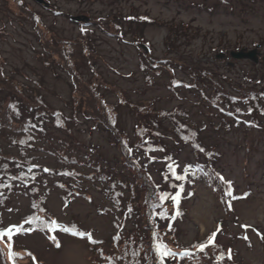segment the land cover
I'll return each mask as SVG.
<instances>
[{
    "label": "rangeland",
    "instance_id": "rangeland-1",
    "mask_svg": "<svg viewBox=\"0 0 264 264\" xmlns=\"http://www.w3.org/2000/svg\"><path fill=\"white\" fill-rule=\"evenodd\" d=\"M22 1L24 6L20 7L14 0H0V71L6 78L0 76V87L5 90L6 99L23 95L33 99L39 93L49 106L68 115L72 83L66 71L54 65L52 59L63 64L73 59L84 84L91 79L104 83L100 88L102 97L111 113L116 112L117 125L128 137H133V129L142 120L150 116L161 120L162 126L158 128L162 143L171 149L178 171L192 161L193 155L191 145L174 135L173 118L197 128L200 140L215 151L216 171L232 182L235 195L241 197L227 202L204 182L192 179L183 190L181 212L166 238L186 246L215 232L214 242L227 253L226 264H264V111L256 113L257 125L247 128L244 122L235 124L230 118L227 128L224 115L207 102L217 93L214 82L235 96H239L236 88L245 86L264 94V0H46L49 7L34 0ZM25 9L38 13L40 19H31ZM92 18H104L101 24L107 32L94 27L90 23ZM82 30L93 31L95 52L91 59L98 72L96 76H92L80 53L83 43L78 39ZM57 38L66 44L65 56L49 51L54 56L51 57L39 43ZM69 41L76 46L73 58L67 55ZM254 48L259 53L257 62L229 55L231 51ZM219 53H223L221 58L216 57ZM7 80L9 84L3 82ZM79 91L78 88L75 94L79 95ZM239 105L245 112V105ZM93 106H98V101ZM133 106L142 111L138 118ZM259 106H264V102ZM89 113L93 119L98 117L94 111ZM240 116L250 119L247 111ZM93 122L88 119L76 126L73 139L88 147L97 146L100 158L117 164L118 148L110 143L107 132L95 128ZM51 133L63 137L61 132ZM0 145L13 154L18 152L17 146L7 139L0 140ZM53 146L47 144L42 150L40 143L30 148L32 163L59 169L62 164L57 154L51 153ZM85 146L80 148L79 158L86 153ZM157 155L156 160H149L147 169L154 181L167 189L162 177L163 152ZM89 169L76 166L79 175L93 172ZM79 175L80 182L43 173L44 185L39 184L42 195L16 188L0 203V228L19 224L22 217L31 213L32 201L44 196L40 206L45 213L60 223L77 225L97 243L63 232L49 231L50 236H46L38 230H28L10 240L0 238V264H102V256L110 251L118 211L98 182ZM66 188H73L67 203L63 199ZM169 209L175 212L173 205ZM136 222V218L125 222V235H132ZM160 225L165 228L164 222ZM8 243L12 252L27 255L9 260Z\"/></svg>",
    "mask_w": 264,
    "mask_h": 264
},
{
    "label": "trees",
    "instance_id": "trees-1",
    "mask_svg": "<svg viewBox=\"0 0 264 264\" xmlns=\"http://www.w3.org/2000/svg\"><path fill=\"white\" fill-rule=\"evenodd\" d=\"M14 1L20 7L24 6V1ZM25 11L31 14V19H40L39 14L33 10L25 9ZM101 19L105 20L104 18H92L90 23L94 27L107 32V29L101 24ZM34 24L39 35L37 23ZM86 31L82 30V36L78 39L83 43L80 46V53L90 68L92 76H96L98 72H96L95 64L91 59L92 53L95 52L94 40L91 39L93 31ZM61 40H58V38L54 41L45 39L39 44L47 54L52 51L54 54H58L57 56H61L63 53L65 56L63 50L66 44L63 43L64 40ZM58 44L59 48H56ZM67 44H69L66 47L67 55L73 58L76 46L72 45L71 41L67 42ZM52 62L66 71L71 80L70 83H72L71 111L68 115L62 109L49 106L39 93H35L33 99L23 95L19 98L10 97L7 100L8 96L4 95L5 90L0 87V140L7 139L11 145L17 146L18 149V152L13 154L0 145V203H3L8 195L16 191V188H26L31 192L34 191L37 195H42L40 193L43 190L39 184L43 183L44 185L43 173H48L51 176H63L80 182L76 166L85 165L90 168L89 170L92 169L93 172L91 171L88 174L80 172L81 175L79 176H86L92 183L98 182L100 184L99 188H104L112 206L118 211L116 219L113 221L115 230L110 238L111 243L108 247L110 251L102 256L104 258L102 264H160V258L155 247L160 242H163L167 249L174 254L165 257L164 264H180V262L190 264H226L227 253L224 252L219 244L215 242L208 244L204 251H199L193 247V245L206 242L212 233L206 235L201 241L195 240L186 246L178 242L172 243L171 239L166 238L167 231L170 232L173 229L172 224L175 217L181 212L179 204L183 190L187 183H191L192 179L204 182L220 198L227 202L230 199H234V197H241V195H235L232 183L231 196L225 194L228 191L226 182L229 180L224 178V181H221L218 178V174L219 176L223 175L216 171L215 151L200 140L197 128L182 120L173 118V121L175 120L174 135L184 144L188 143L191 145L193 155L192 161L186 163L182 171H178V164L171 149H167L162 143V133L158 128L162 126L160 119H153V116H150L148 119L142 120L133 129V137H128L125 131L121 130L117 125L119 119L116 112L115 114L111 113V108H109V105L102 97L100 88H102L103 82L97 83L99 81L91 79L90 83L85 82L84 84L73 59L66 64L57 62L54 59H52ZM203 74L205 75L206 72ZM0 76L3 79L5 78L3 71H0ZM209 79L212 81V76H209ZM3 82L9 84L10 81ZM36 84H38V81ZM94 84L96 86H92ZM213 84V89L217 90V93H213L207 99V102L224 115L223 120L226 122L225 126L227 128H230V118L234 119L235 124L244 122L247 128L257 125L258 118L256 113L264 111V106H259L260 102H264V94L245 86L236 88L239 96H235L231 92L223 90V87L216 82ZM78 88L80 94L76 95ZM16 93L19 92L16 90ZM96 101H98V106L95 107L93 104ZM239 102L245 105L246 111L250 115L249 121L241 118L240 115L246 114V111L241 110ZM129 105L131 107L130 103ZM116 106L118 107V105ZM85 107L86 109L83 110ZM135 108L136 111L134 110ZM132 109L138 118V113L142 111L135 106ZM89 111L96 112L98 117L93 119L94 116ZM99 113H102L104 117L102 118ZM79 116L82 118H79ZM88 119L94 120L95 128L104 129L107 132L110 143L118 148L120 161H117V164L116 162L111 164L103 157L100 158L97 146L88 147L81 141L73 139L75 127ZM150 125H152L151 128ZM152 128L158 132H154ZM52 131L61 132L63 137L52 134ZM46 142L50 146L54 145L51 153L57 154L58 159H60L62 165L59 169H48L32 163L29 149L41 143L43 145L41 149L43 150L45 149L44 146H47ZM70 144L73 145V148H70ZM83 146H85L86 153L82 158H79L80 148ZM62 147H66V150ZM37 148L39 150V147ZM158 152H163L164 169L162 177L168 184L167 189L161 188L147 169L149 160L158 158ZM94 155L99 158H93ZM80 159H84L82 163H80ZM64 190L67 195L63 196V199L67 203V196L72 193L73 188ZM177 192H179V198L174 202L170 197L176 196ZM162 194H166L169 198L161 201L160 196ZM39 198L37 202H35L36 200L32 201V211L22 217L23 223L16 225L22 226L23 231L17 232L13 229L11 238L20 232L28 230H38L46 236H50L48 233L50 230L45 225L52 220H57L49 213H45V209L40 206L44 196ZM169 205H173L174 213H171ZM133 218H136L137 222L132 235H125L123 231L124 224L127 220ZM26 220H31L32 222L25 223ZM163 222L165 223V228L160 225ZM57 223L62 227H57L50 232H63L76 238H86L92 244L97 243L89 232L80 229L77 225L73 223L63 224L59 221ZM63 228H68L69 231H64ZM74 232L85 233V235L73 234ZM14 253L16 255L13 260L27 255V253ZM221 256L223 258H220ZM7 264L10 263L8 262Z\"/></svg>",
    "mask_w": 264,
    "mask_h": 264
},
{
    "label": "snow or ice",
    "instance_id": "snow-or-ice-1",
    "mask_svg": "<svg viewBox=\"0 0 264 264\" xmlns=\"http://www.w3.org/2000/svg\"><path fill=\"white\" fill-rule=\"evenodd\" d=\"M218 178H219L221 181H224V177H223V176H219V174H218ZM178 179H179V177H178ZM226 183H227V185H228V191H226L225 194L228 195V196H231V183H232V182H231V181H227ZM168 198H169V197H168L166 194H162V195L160 196V200H161V201H163V200H165V199H168ZM170 198H171L174 202H176V201L178 200V198H179V192H177L176 196H172V197H170ZM234 198H235V197H234ZM229 207H231L230 204H229ZM177 214H178V213H177ZM36 219H38V218H36ZM31 222H32L31 220H26V221H25V223H31ZM45 226L48 227L50 231L53 230V229H55V228H57V227H62V226H60V225L57 223V221H55V220H52V221L48 222ZM242 227H249V226L244 225V226H242ZM13 229H15V231H17V232H19V231H23L22 226H10V227L7 228V229H0V238L8 237L9 240H10V239H11V236H12V234H13ZM63 230H64V231H69L68 228H63ZM219 230H220V229H219V227H218V228H217V232H218ZM73 234H79V235H81V236L85 235V233H75V232H74ZM215 236H216V233L214 232V233H212V234L208 237V239H207L206 242H204V243H200L199 245H193V247L197 248L199 251H204L205 248H206V246H207L208 244H212V243L214 242V237H215ZM245 239H247V237H245ZM57 246L59 247L58 244H57ZM7 247H8V249H9V252H8V259H9V260H13V258L15 257L16 254H15L14 252L11 251V248H12L11 243H8ZM155 247H156V252H157V254L159 255V258H160V264H164V258H165V257H168L169 255H174V254H172V253L170 252L169 249H167V246L164 245L163 242H160V243L156 244ZM29 255H31V254L29 253ZM220 258H223V256H221ZM228 258L231 259V252H230V250H229V252H228ZM33 259H35V258L33 257Z\"/></svg>",
    "mask_w": 264,
    "mask_h": 264
},
{
    "label": "water",
    "instance_id": "water-1",
    "mask_svg": "<svg viewBox=\"0 0 264 264\" xmlns=\"http://www.w3.org/2000/svg\"><path fill=\"white\" fill-rule=\"evenodd\" d=\"M35 2L42 4L46 7H49V3L46 0H34ZM72 20L78 21L80 20L79 17H71ZM223 53H219L216 55L217 58H221ZM258 51L257 48L245 51L244 49H241L239 51H231L229 53L230 57L234 59H249L253 62L258 61Z\"/></svg>",
    "mask_w": 264,
    "mask_h": 264
}]
</instances>
